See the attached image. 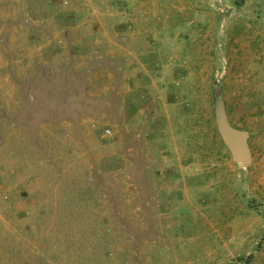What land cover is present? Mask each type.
Here are the masks:
<instances>
[{
  "label": "rangeland",
  "instance_id": "1",
  "mask_svg": "<svg viewBox=\"0 0 264 264\" xmlns=\"http://www.w3.org/2000/svg\"><path fill=\"white\" fill-rule=\"evenodd\" d=\"M0 264H264V0H0Z\"/></svg>",
  "mask_w": 264,
  "mask_h": 264
},
{
  "label": "water",
  "instance_id": "2",
  "mask_svg": "<svg viewBox=\"0 0 264 264\" xmlns=\"http://www.w3.org/2000/svg\"><path fill=\"white\" fill-rule=\"evenodd\" d=\"M217 119L221 136L230 149L234 161L239 163L251 162L252 155L248 144V132L238 130L230 124L221 104L217 108Z\"/></svg>",
  "mask_w": 264,
  "mask_h": 264
}]
</instances>
